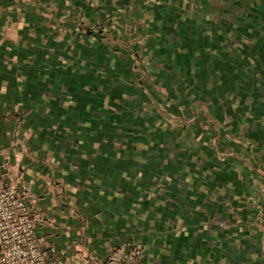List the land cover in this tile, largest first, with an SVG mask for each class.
<instances>
[{
	"label": "crops",
	"instance_id": "crops-1",
	"mask_svg": "<svg viewBox=\"0 0 264 264\" xmlns=\"http://www.w3.org/2000/svg\"><path fill=\"white\" fill-rule=\"evenodd\" d=\"M7 187L47 264H264V0H0Z\"/></svg>",
	"mask_w": 264,
	"mask_h": 264
},
{
	"label": "built area",
	"instance_id": "built-area-1",
	"mask_svg": "<svg viewBox=\"0 0 264 264\" xmlns=\"http://www.w3.org/2000/svg\"><path fill=\"white\" fill-rule=\"evenodd\" d=\"M0 264H47L30 209L10 187L0 190Z\"/></svg>",
	"mask_w": 264,
	"mask_h": 264
},
{
	"label": "rangeland",
	"instance_id": "rangeland-1",
	"mask_svg": "<svg viewBox=\"0 0 264 264\" xmlns=\"http://www.w3.org/2000/svg\"><path fill=\"white\" fill-rule=\"evenodd\" d=\"M106 89H108V88H106ZM121 89L119 88V90H117V92H115L112 95V98L116 102L115 103H113V102L111 103V105H110L111 113L110 114H112V115H111V117L106 118V123L107 124L109 123V125L111 126V128H110L111 132H115L116 130H118L119 127H120L119 129H122L123 124L125 125L127 122L132 121L133 116H134L132 114H127V115H124V116H121V117L118 116V113L120 114V112L118 111L119 110V104L117 103V99H120L121 97L122 98L123 97H128V98L129 97H133L134 98V96H135V93L132 90H128V89H126V87L125 88H121ZM120 103L125 104L123 101H121ZM132 107H134V106H132V105L129 106V108H131V109H132ZM106 114L107 113H105V115ZM154 114H157V113L154 112ZM160 114H161V111H160ZM147 120L148 119H146V120L144 119V122L148 123ZM163 125L166 126L165 123ZM148 126H150V123L148 124ZM105 137L112 144V154H114V153L120 154V152H117V151L113 152V150H116L118 148L115 145H117L119 143H127L129 145H133L131 148H135L134 147L135 145L140 146V144H147L148 142H150V141L147 140L148 136L143 138V139L141 138L143 141L139 140L138 138H137L138 140H136L135 136H127V135H124V134H120V135L111 134V135L105 136ZM155 137L157 139V138H160L161 136L155 134L154 138ZM100 141H101V138H100ZM140 149H141L140 152H143V154H147V155L152 154V150H150L149 147H145V145H144V147H140ZM137 150H138V148H137Z\"/></svg>",
	"mask_w": 264,
	"mask_h": 264
}]
</instances>
